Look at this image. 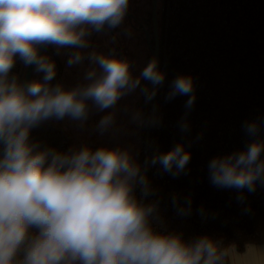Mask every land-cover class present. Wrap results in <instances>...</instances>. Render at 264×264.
Masks as SVG:
<instances>
[{
	"label": "clouds",
	"instance_id": "1",
	"mask_svg": "<svg viewBox=\"0 0 264 264\" xmlns=\"http://www.w3.org/2000/svg\"><path fill=\"white\" fill-rule=\"evenodd\" d=\"M128 7L129 0H0V264H264V243L246 241L239 252L234 244L207 235L185 242L179 235L155 232L149 224L155 206L132 195L137 182L147 194L148 181L127 151L83 147L61 154L38 151L39 145L30 143V130L43 121L86 120L88 100L103 111L137 88L146 100L156 95L165 74L155 60L133 77L126 59L93 51L87 58L99 73L90 68L85 74L89 83L65 90L50 84L55 64L38 53L42 45L75 48L67 64L82 63L79 49L89 46V29L120 26ZM17 54L25 65H35L43 79L25 85L15 76L9 80ZM141 80L152 88L141 87ZM177 95L189 96L185 108L190 111L195 103L191 77L172 81L166 98ZM113 118L102 117L99 128L106 130ZM133 118L143 122L140 113ZM188 127L182 120L181 129ZM244 127L257 135L256 121ZM262 153L264 141L255 139L242 151L213 158L211 183L254 191L257 181L264 183ZM189 160L190 153L177 144L154 155L151 164L177 176ZM177 211L186 214L184 208Z\"/></svg>",
	"mask_w": 264,
	"mask_h": 264
},
{
	"label": "trees",
	"instance_id": "2",
	"mask_svg": "<svg viewBox=\"0 0 264 264\" xmlns=\"http://www.w3.org/2000/svg\"><path fill=\"white\" fill-rule=\"evenodd\" d=\"M158 32V69L165 80L142 111L139 167L148 192L137 182L132 195L155 206L149 224L157 233L176 234L185 242L207 235L234 244L239 252L246 241L264 243V183L257 181L252 192L220 188L211 183L208 169L213 158L242 151L255 139L264 141V0H159ZM56 52L52 45L42 56L52 61ZM39 73L34 69L31 81ZM177 76L192 79L190 111L185 108L189 96L166 98ZM143 83L151 89L150 82ZM182 120L189 125L186 131ZM250 121L259 125L256 136L245 130ZM29 141L39 145L38 151L72 152L70 135L55 118L32 128ZM177 144L190 153L182 173L173 176L151 164L154 155Z\"/></svg>",
	"mask_w": 264,
	"mask_h": 264
},
{
	"label": "rangeland",
	"instance_id": "3",
	"mask_svg": "<svg viewBox=\"0 0 264 264\" xmlns=\"http://www.w3.org/2000/svg\"><path fill=\"white\" fill-rule=\"evenodd\" d=\"M132 9L139 19H150L151 0H131ZM136 26V27H135ZM138 25H130L125 18L124 23L116 29L117 39L109 38L108 49L97 47L94 51L106 56H115L126 59L130 64L133 77L139 76L143 68L152 61L151 50L146 43V36L143 31L138 30ZM152 29L149 28V32ZM61 59L64 57L63 48L57 49ZM84 50V49H83ZM85 51V50H84ZM86 52V51H85ZM90 68H96L99 73L98 65L92 64L90 60H83L80 64L68 66L63 70L60 82L54 78L50 84L57 83L65 90H71L80 85H85L89 81L85 80V74ZM43 73L40 72L35 80H42ZM56 77V75H55ZM141 80V87L144 86ZM53 86V85H52ZM148 102L145 96L137 88L135 92L122 96L114 108L99 110L93 101L88 100V117L84 121L73 120L66 116L62 120H57L61 129L70 135L71 151H78L83 147H88L95 151L101 147L106 149H120L127 151L132 161L139 165L142 152V129L143 122L135 120L134 114L140 113L142 120L143 103ZM113 114V123L106 129L99 128L102 117Z\"/></svg>",
	"mask_w": 264,
	"mask_h": 264
},
{
	"label": "flooded vegetation",
	"instance_id": "4",
	"mask_svg": "<svg viewBox=\"0 0 264 264\" xmlns=\"http://www.w3.org/2000/svg\"><path fill=\"white\" fill-rule=\"evenodd\" d=\"M131 0H129V7L128 10L125 14L124 20L125 18L127 19L128 23L130 25H134L137 24L138 25V30L139 31H143L144 35L146 36V43L149 47V49L151 50V58H152V48L154 46V38H153V25H152V0H151V14H150V19H139L133 9H132V5L130 3ZM124 20L122 23H124ZM136 27V26H135ZM116 28H108L107 26H105L103 31L97 32L95 30L89 29L90 31V35H88L86 37V40L88 41V47L83 49H79V51L82 52V54L85 56V60H89L87 57L88 55L94 51L95 48L100 47L103 49H108V40L109 38L111 40H113L112 38L117 39V29ZM149 28H151L152 30L149 32ZM78 49L75 48H70V47H64L63 51H65L64 53V57L63 59H61L58 55V52H56V54H53V59L52 62H54L55 64V70H56V78L57 80L60 82L61 79V75L63 70L67 67V61L69 59V54L71 52L77 51ZM55 56V57H54Z\"/></svg>",
	"mask_w": 264,
	"mask_h": 264
},
{
	"label": "water",
	"instance_id": "5",
	"mask_svg": "<svg viewBox=\"0 0 264 264\" xmlns=\"http://www.w3.org/2000/svg\"><path fill=\"white\" fill-rule=\"evenodd\" d=\"M158 4H159V0H152V25H153V38H154V46L152 48V60H155L157 62V67H159V53H160V41H159V32H158ZM51 46L52 45L38 46L39 55L42 56V54ZM34 69H35V65L27 66L22 85L31 82ZM154 99L155 96L149 100V103H152Z\"/></svg>",
	"mask_w": 264,
	"mask_h": 264
},
{
	"label": "crops",
	"instance_id": "6",
	"mask_svg": "<svg viewBox=\"0 0 264 264\" xmlns=\"http://www.w3.org/2000/svg\"><path fill=\"white\" fill-rule=\"evenodd\" d=\"M27 66L28 65H25L23 61L19 58V55L17 54V56L15 57L14 67L11 69L9 73V80H11L13 76H15L18 82L22 84ZM0 148H2V146H0ZM232 251H233V255L235 256L236 255L235 249H233Z\"/></svg>",
	"mask_w": 264,
	"mask_h": 264
}]
</instances>
